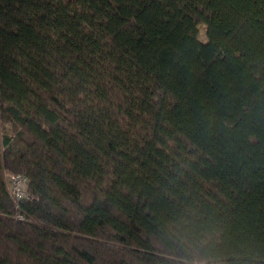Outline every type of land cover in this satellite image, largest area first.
Masks as SVG:
<instances>
[{"label": "trees", "instance_id": "1", "mask_svg": "<svg viewBox=\"0 0 264 264\" xmlns=\"http://www.w3.org/2000/svg\"><path fill=\"white\" fill-rule=\"evenodd\" d=\"M202 257L264 264V0H0V264Z\"/></svg>", "mask_w": 264, "mask_h": 264}, {"label": "built area", "instance_id": "2", "mask_svg": "<svg viewBox=\"0 0 264 264\" xmlns=\"http://www.w3.org/2000/svg\"><path fill=\"white\" fill-rule=\"evenodd\" d=\"M7 189L13 200L18 202L20 199H24L28 196V181L27 178L19 173H6ZM25 220L28 219L27 215L22 212H18L17 219Z\"/></svg>", "mask_w": 264, "mask_h": 264}, {"label": "clouds", "instance_id": "3", "mask_svg": "<svg viewBox=\"0 0 264 264\" xmlns=\"http://www.w3.org/2000/svg\"><path fill=\"white\" fill-rule=\"evenodd\" d=\"M191 264H210L209 258L202 257L199 259H194L191 261Z\"/></svg>", "mask_w": 264, "mask_h": 264}, {"label": "rangeland", "instance_id": "4", "mask_svg": "<svg viewBox=\"0 0 264 264\" xmlns=\"http://www.w3.org/2000/svg\"><path fill=\"white\" fill-rule=\"evenodd\" d=\"M198 29H199V31H200V35H199L200 40H201V41H205V40H206V31H205V27H204L203 25H199V26H198Z\"/></svg>", "mask_w": 264, "mask_h": 264}]
</instances>
